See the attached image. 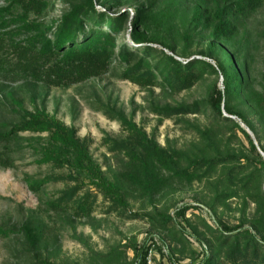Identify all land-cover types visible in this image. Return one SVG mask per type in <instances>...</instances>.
Masks as SVG:
<instances>
[{
	"label": "rangeland",
	"instance_id": "rangeland-1",
	"mask_svg": "<svg viewBox=\"0 0 264 264\" xmlns=\"http://www.w3.org/2000/svg\"><path fill=\"white\" fill-rule=\"evenodd\" d=\"M79 1L51 0L42 11L26 2L0 0V134H11L42 113L75 129L107 177L121 185L127 207L103 196L75 167L43 161L40 149L48 132L12 134L0 141V153L10 157L6 166L0 164V230L5 229L0 232V264H141L137 251L145 248L147 264H197L205 252L223 253L218 221L264 234L261 159L234 122L249 133L263 159L264 123L241 99L234 106L249 124L226 112L233 121L218 118L208 102L224 85L218 55L203 54L211 41L203 23L224 0H94L102 12L129 13L127 26L116 38V55L101 74L68 85L51 84L40 77L42 63L33 59L32 41L39 31L31 30L29 23L58 21ZM136 8L145 9L147 17L142 30L148 42L139 45L131 38ZM159 41L170 43L175 51ZM126 44L138 53L130 62L118 56ZM147 46L155 50L144 55ZM229 47L248 60L251 85L264 96V3L237 23ZM162 50L183 64L199 61L191 87L175 90L163 85L156 69L159 63L163 68L167 64ZM25 66L28 70L22 69ZM150 73L155 80H148ZM123 119L169 152H181L183 168L196 159L218 162L200 180L175 179L159 192L145 194L119 181L127 152L117 154L114 144L130 139ZM49 176L64 178L46 180ZM77 186L81 188L74 199L87 193L96 196L89 216H76L72 205L58 206L62 193ZM182 208L184 213L178 214ZM27 226L40 237L35 244L19 232Z\"/></svg>",
	"mask_w": 264,
	"mask_h": 264
},
{
	"label": "trees",
	"instance_id": "trees-1",
	"mask_svg": "<svg viewBox=\"0 0 264 264\" xmlns=\"http://www.w3.org/2000/svg\"><path fill=\"white\" fill-rule=\"evenodd\" d=\"M20 2H26L32 6L31 8L38 7L42 11L51 5V0H17V3ZM263 3L264 0H224L203 23L206 29L211 31V41L203 54L211 58L218 55L217 67L223 76L224 85L223 88H216L212 92L208 102L213 113L222 120H232L224 115L226 112L249 124L245 113L234 106L236 99H241L251 106L259 120L264 123V96L257 95V90L251 85L249 62L247 59L238 57L237 53L229 47L231 38L235 37L237 23L248 14H253ZM144 12L145 9L136 8V14L131 20L133 28L131 38L138 45L148 42L147 34L142 30L147 19ZM128 18L129 13L102 12L96 7L94 0H80L71 5V8L58 21L29 23L31 30L39 31V36L32 41L36 51L35 55L32 53V56L36 62L42 63L40 77L51 84L68 85L103 73L116 55L115 49L118 48L116 38L127 26ZM159 44L171 52L175 51V48L166 41H159ZM154 50V47L147 46L142 49V53L145 55ZM119 51V58L125 62H130L131 58L138 56V53L134 54L127 44ZM160 52L165 56L167 63L164 68L161 63L156 66V69L160 71V81L163 85L175 90L191 87L198 78L195 71L199 61L192 59L183 64L181 60L166 54L163 50ZM201 62L203 67L216 70L213 64L207 61ZM22 69L28 70L26 66ZM147 78L150 81L155 80V73H150ZM184 108V110H190L187 106ZM180 110L181 108L176 111ZM123 123L130 130V139L127 144L126 142L114 144V148H118L117 154L121 155L125 150L127 152L125 153L127 164L120 173L119 181L131 184L145 194L153 195L175 179L186 182L200 180L203 174L215 168L218 162L210 158L196 159L191 161L188 167L183 168L179 164V160L183 157L181 152H169L155 139L149 138L146 133L136 128L133 123L125 119ZM234 123L247 136L254 151L258 153L264 172V159L257 151L249 133L239 122ZM250 126L255 131V128ZM19 131L48 132L47 143L40 149L43 161L75 167L92 180L103 196L110 198L122 208L127 207L123 188L107 177L88 147L77 138L75 129L42 113L18 125L11 134L1 133L0 141L8 140L10 135L17 134ZM262 150L264 151V147ZM9 161V155L0 153L1 165L6 166ZM63 178V176H49L46 180ZM44 182L45 180L38 183V187ZM80 188L77 186L62 193L58 206L67 209L72 205L76 216H89L96 196L87 193L85 196L74 199ZM260 198L264 205V194L260 195ZM184 210L185 208L179 209L177 213L183 214ZM216 223L219 227L217 238L223 253L214 255L205 252L197 264H264L263 233H254L249 228L233 227L219 221ZM20 231L32 244L38 242L40 238L29 226ZM0 232H5V229ZM139 252L137 251V259H140L141 264H147V248L145 252ZM42 264L52 263L44 261Z\"/></svg>",
	"mask_w": 264,
	"mask_h": 264
}]
</instances>
